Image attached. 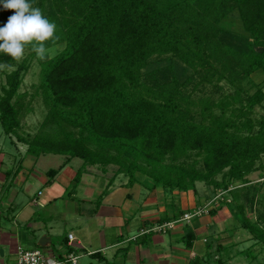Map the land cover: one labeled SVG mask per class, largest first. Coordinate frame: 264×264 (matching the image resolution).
Segmentation results:
<instances>
[{"label": "trees", "instance_id": "16d2710c", "mask_svg": "<svg viewBox=\"0 0 264 264\" xmlns=\"http://www.w3.org/2000/svg\"><path fill=\"white\" fill-rule=\"evenodd\" d=\"M32 2L57 23L63 51L40 61L28 49L20 62L0 53V63L14 68L0 85V126L13 144L26 146L25 157L63 155L60 170L80 159L74 182L87 167L113 166L126 188L136 174L151 191L195 192L197 182L221 188L230 200L206 214L229 207L254 241L250 249L264 251V215L252 220L245 213L256 195L264 200V176L258 186L246 180L264 169V115L254 114L264 105V78L251 77L264 76V0ZM12 14L0 5V27ZM234 15L242 32L230 28ZM32 59L39 61L36 93L46 109L33 135L21 130L29 108L18 92ZM59 169L46 172L49 181ZM173 212L149 227L183 215ZM194 240L188 227L181 241L190 250Z\"/></svg>", "mask_w": 264, "mask_h": 264}, {"label": "crops", "instance_id": "0c3cea01", "mask_svg": "<svg viewBox=\"0 0 264 264\" xmlns=\"http://www.w3.org/2000/svg\"><path fill=\"white\" fill-rule=\"evenodd\" d=\"M0 158V165H2L4 160L2 158H4V156H0ZM21 160V170L15 176L13 174L17 171L19 166H17L13 172H11L8 167L5 168L2 173L0 171V203L5 184L14 176L11 180V186L13 184H16V186L20 185V190L32 195L31 202L39 208L42 207L45 217H43V220L36 218L32 220L35 216L33 211L30 214H21V219L24 220L23 222H26L22 224L31 231L27 239L22 237V242L25 243L24 246L17 243L18 236H8L7 233L2 232L3 235L0 236V260L2 262L12 261L16 247L21 246L27 250L44 247L49 250L47 252L48 255L52 254L60 259L67 258L69 255H74L77 257L75 264H177L171 255L164 253L162 250L165 240L162 238L161 234L152 233V235L144 237L143 241L146 242V245L137 243L136 235L131 236V227L136 226L137 221H140L139 230L148 228L150 222L163 217L164 214L171 217L173 208L175 207L172 203H170V206L169 203L163 204V212L165 213L156 210L155 212H157V214H155L151 209H153V207L158 209L159 205L154 199L151 197L146 198V196L143 197V195L141 197V194L138 197L135 196V185H140L149 193L156 191L145 188L144 184L148 183L145 177L142 175L136 176L137 182L132 188H126L124 185L127 181L121 180V182L124 183H120V180H116L117 177L122 176L116 175V168L109 171L108 168L110 167L104 170H101L97 166L87 167L85 173L81 177L82 184L79 189L80 198H76V205H73L75 198L73 194H70L71 200L70 198H62L63 192L68 189L64 184L71 182L68 178L64 180L60 178L58 183H56L55 177L49 181L46 172L42 174V177L38 176L40 175L39 173L36 175L33 173L35 163H31L29 160V166H27V164L25 165L30 169L27 171L24 167L25 158ZM64 167H62V169ZM111 167L114 168L113 166ZM57 174L55 176H57ZM70 175L71 173L68 172V177ZM107 178L112 181V183L107 180L108 183L104 185L102 180ZM115 180L117 185H113ZM12 188H14V185ZM104 188L105 190H103ZM102 190L106 193L101 194ZM95 192H97L96 194L98 197H101V200L100 203L97 201L98 204L92 206V203L95 202L93 201V198L96 197ZM128 194L130 195L129 197H127ZM17 197L18 195L16 194L10 195V197L5 196V198H9L10 205L16 202ZM19 201L20 200L17 202ZM185 201V204H183L182 200H178V206L182 208L181 211L196 206L191 197L189 198V203L187 200ZM7 203L8 202H4L5 207ZM178 206L176 208H178ZM132 210H134V212H132ZM84 211L89 212L88 215H84ZM71 217L77 218V221L70 222L68 218ZM84 217L86 218L83 219ZM213 218L216 220H214L216 222L215 225L221 221L218 220L216 215L213 216ZM67 220H69V224ZM145 222L147 224H144ZM211 222H213V220L211 221L209 218L205 217V219L203 218V220H201L202 225H199L198 222L197 225L193 226V219H191L187 225L193 230L196 239L198 233L201 235L207 233V228L209 227L208 223ZM57 223L63 224V228L61 229L62 225L59 227ZM221 223H223V221H221ZM122 228L127 232L126 235H124ZM222 230L224 231V229ZM63 231L67 233V235L60 239L59 234ZM69 234L72 235V241L68 239ZM42 237L46 238L44 246L39 245V240ZM194 242L195 240L193 244ZM7 245H9V248ZM6 247L8 248L7 252L5 251ZM189 252L191 254L193 253V255L190 254V258L197 257L195 253L192 252V248ZM66 264L71 263L68 262Z\"/></svg>", "mask_w": 264, "mask_h": 264}, {"label": "rangeland", "instance_id": "374dc122", "mask_svg": "<svg viewBox=\"0 0 264 264\" xmlns=\"http://www.w3.org/2000/svg\"><path fill=\"white\" fill-rule=\"evenodd\" d=\"M230 28L233 30H236L238 32H242L241 25L238 19L236 18V15L230 17ZM63 47V46H62ZM26 56V54H25ZM24 56V57H25ZM23 59L19 60L18 62L22 61ZM14 68H8L7 70L0 71V85L4 84V77L5 73H8L9 71L13 70ZM39 61L37 59H32L30 61V67L28 72L25 74L24 79L22 81L21 87L19 89V94H24L21 101L23 102L24 106H28V111H24V116L21 118V130L25 131L27 133H30L33 135L35 132H37L38 127L42 120L44 119V116L46 114V109L43 105V102L40 98V96L36 93V87L39 83ZM262 73H255L251 77L255 83H260L264 76L261 75ZM224 86V92L228 91V87L221 83ZM255 116L264 115V105L263 107H256L254 110ZM16 141L15 137L12 135H7L2 130V127L0 126V156H4L3 164L0 165V171L5 170V168H9L11 172L15 170V168L21 164L20 160L22 158H25V164L24 167L29 171L28 161L30 160L31 163H35L33 167V173L40 174L38 176L42 177V174H45L50 169H59L60 166L65 162L66 157L63 155H41L36 158H32L30 156L25 157V151L26 146L14 143ZM1 159V158H0ZM10 159V161H9ZM22 161V160H21ZM262 162H264V158L262 159ZM27 164V166H25ZM82 161L78 158H72L68 163H66V166L58 172L57 176H55L56 183L60 181V178L62 180L68 178L71 182H67L64 185L68 187L67 191L65 190L63 192V197L65 199L71 200L70 194H73L74 203L73 205H76V198H80V186L82 184L81 177L85 173L82 172L80 175V180L78 182H74L72 179L76 177L79 174V170L81 167ZM23 166V165H22ZM96 167V166H95ZM116 167L108 168L109 171L115 169ZM60 170V169H59ZM68 172L71 173V175L68 177ZM113 172V171H112ZM106 176V175H105ZM136 176H140L139 174H136ZM263 176H264V169H257L253 173L246 176V180L249 181L251 186H258L261 183H263ZM13 177H11L12 180ZM103 178V177H102ZM216 179L219 181L220 176L216 177ZM11 180H8V182L5 184L3 188L2 198H1V209H0V236L3 235L2 232L7 233L8 236L10 235H16L17 243L22 244L24 246L25 243L22 242L23 238H28V235L31 233L29 228L25 227L21 218V214H30L32 211L35 213V216L32 220L41 219L43 220V217H45L44 211L42 210V207H37L33 205L31 202L32 195H29L27 193H24L23 190H20L21 186L14 185V188L11 186ZM110 181L108 178L103 179V184H107L108 181ZM116 180H125L127 181V178H125L123 175L116 178ZM116 180L114 181L113 185H117ZM116 183V184H115ZM63 185V184H62ZM42 186V185H41ZM241 184H232L230 186V189H233L234 187H240ZM76 188V189H75ZM105 190V188L103 189ZM102 190V191H103ZM102 193H106L105 191ZM17 192V193H15ZM262 192L264 193V183L262 184ZM5 193V194H4ZM96 197L93 198L95 202L92 203V206L97 205V201L99 197L96 194ZM18 195L16 202L13 205H10L9 198H5V196L10 197V195ZM135 196H139L141 194V197L143 195L146 196V198L151 197L154 199L155 202L159 205V208L151 209L153 213L157 214L155 212L156 210H160V212H163V204H168L170 206V203L173 204L174 209L178 206V200H182L183 204H185V200L189 203V198H193L195 207H191L190 209H185V211H182V214L185 213H194L196 210L204 209V210H210L213 208H217V205L220 203L218 200L220 199H227L230 200V196L228 195V192H225L221 188L214 189L212 186H207L204 182H197L195 184V192L189 191L187 193H182L178 191L169 192V191H163L160 188L156 189L155 192H148L144 188H142L140 185H135ZM19 198V199H18ZM212 198H214L213 202H211ZM63 199V200H65ZM7 200V201H5ZM20 200L19 202H17ZM192 200V199H191ZM153 201V202H154ZM243 201V199H242ZM4 202H8L7 206L5 207ZM211 202V203H210ZM219 202V203H218ZM246 204V203H245ZM253 208L250 211V207L246 204V210L245 213L247 216L255 220L258 218L259 215H264V200L258 197V195L255 196L253 201ZM193 206V205H192ZM221 210L216 214L218 217V220L221 221L216 224V220L213 218V216H206L209 214L203 213L200 217H195L193 219V226L197 225L199 222V225L201 224V220L205 217L209 218L213 222L208 223L209 227L207 228V233L204 235H201L198 233L196 235L195 242L192 247V252L195 253L196 258H190V252L189 249H187L183 242L181 241L182 235L186 232L187 228L189 227L187 224L188 222H182L179 223L175 230L171 231L168 234H163L162 238L165 240L163 245V251L164 253L171 255L173 259L177 262V264H262L264 262V251L261 250L260 246L254 247L250 249L254 241L251 238L250 234L247 230L238 228V223L234 219V215L232 210H230L229 207L221 205ZM92 208V207H91ZM186 208V207H185ZM182 208L178 206L176 210H181ZM170 210V209H169ZM173 210V211H176ZM134 212V210H132ZM131 212V214H132ZM159 212V213H160ZM84 215H88L89 212L84 211ZM165 213V212H163ZM162 213V214H163ZM174 213V212H173ZM181 214V215H182ZM206 214V215H205ZM165 215V214H164ZM163 215V216H164ZM180 215V216H181ZM182 215V216H183ZM91 216V215H90ZM138 217V216H137ZM84 217L83 219H85ZM91 218V217H89ZM197 218V219H196ZM71 221H77V218L71 217L68 218ZM126 219V218H125ZM123 220V219H122ZM197 222H196V221ZM215 220V221H214ZM67 223L69 224V220H67ZM57 225L61 229L63 228V224L57 223ZM140 221H137L136 226L131 227V236L136 235L137 243H140L141 245H146V242H144L143 237L141 235H138L140 233V230L138 229L140 226ZM219 230H218V229ZM123 229L124 235H126L127 232H125V229ZM224 229V231L222 230ZM93 230V228H92ZM67 233H64V231L59 234V238L66 237ZM20 237V239H19ZM141 237V238H140ZM205 239V240H203ZM1 240V239H0ZM9 248V245H7ZM8 248L6 247L5 251H8ZM37 249H40L43 251V253H46L49 251L44 247H38ZM247 251L249 253H247ZM193 255V253L191 254ZM80 264V263H79Z\"/></svg>", "mask_w": 264, "mask_h": 264}, {"label": "clouds", "instance_id": "9594fccd", "mask_svg": "<svg viewBox=\"0 0 264 264\" xmlns=\"http://www.w3.org/2000/svg\"><path fill=\"white\" fill-rule=\"evenodd\" d=\"M0 5L4 10H13L7 23L0 27V53L19 61L30 49L38 60L45 61L63 51L57 23L32 0H0ZM9 67L0 63V71Z\"/></svg>", "mask_w": 264, "mask_h": 264}, {"label": "built area", "instance_id": "2783aa9c", "mask_svg": "<svg viewBox=\"0 0 264 264\" xmlns=\"http://www.w3.org/2000/svg\"><path fill=\"white\" fill-rule=\"evenodd\" d=\"M203 213H207V210H196L194 213H185L179 220L165 222L162 224H154L149 228H143L140 230L138 235H144L148 233L153 234H166L167 231L176 229L179 223L190 222L192 218L200 217ZM68 239L72 241V235H68ZM77 257L74 255H69L67 258L60 259L54 255H48L43 253L40 249L27 250L21 246H17L15 249V255L12 261L2 262L0 264H75Z\"/></svg>", "mask_w": 264, "mask_h": 264}, {"label": "water", "instance_id": "95a60500", "mask_svg": "<svg viewBox=\"0 0 264 264\" xmlns=\"http://www.w3.org/2000/svg\"><path fill=\"white\" fill-rule=\"evenodd\" d=\"M45 242H46V238H45V237H42V238L39 240V245H40V246H44Z\"/></svg>", "mask_w": 264, "mask_h": 264}]
</instances>
